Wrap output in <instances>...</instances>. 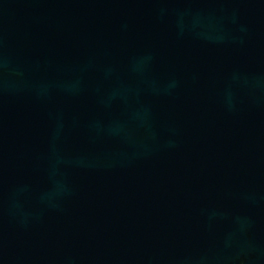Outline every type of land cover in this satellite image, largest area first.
<instances>
[{"label": "water", "instance_id": "95a60500", "mask_svg": "<svg viewBox=\"0 0 264 264\" xmlns=\"http://www.w3.org/2000/svg\"><path fill=\"white\" fill-rule=\"evenodd\" d=\"M0 264H264V0H0Z\"/></svg>", "mask_w": 264, "mask_h": 264}]
</instances>
